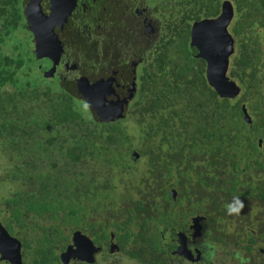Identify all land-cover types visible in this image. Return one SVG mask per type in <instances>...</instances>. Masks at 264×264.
<instances>
[{
    "label": "trees",
    "instance_id": "trees-1",
    "mask_svg": "<svg viewBox=\"0 0 264 264\" xmlns=\"http://www.w3.org/2000/svg\"><path fill=\"white\" fill-rule=\"evenodd\" d=\"M224 1L234 11L228 30L234 39L228 77L240 87L234 99L220 98L209 86L206 63L190 47L192 25L218 17ZM21 3L0 0V159L7 164L0 186L8 187L0 198V221L12 234L26 243L30 230L55 239L65 227H78L83 218L103 209L112 217L117 212L127 215V223L114 226L125 237L151 239L150 246L157 249L166 229L179 226L182 201L193 199L181 191L188 192L194 178L202 196L188 209L199 211L211 224L215 217L232 215L235 207L227 197L264 207V182L256 178L257 172L264 173V0H168L163 26L169 36L163 43L159 40L151 64L142 66L128 114L108 123L96 121L74 84L65 88L44 75L56 83L50 86L32 78L30 62L44 67L32 49L28 53L20 44H6L28 24ZM8 45L11 55L3 52ZM30 55L33 61H27ZM127 120L136 128L131 137ZM138 148L151 158L152 168L143 176H159L158 195L149 192L152 205L134 184ZM186 153L197 159L181 170ZM176 155L181 159H171ZM194 164L200 168L195 173ZM124 178L134 181L130 185L135 195L117 192L122 183L131 190ZM172 191L178 194L176 200ZM136 195L146 202L138 200L133 206L130 200ZM192 213L185 210L182 217ZM132 221L135 231L127 229Z\"/></svg>",
    "mask_w": 264,
    "mask_h": 264
},
{
    "label": "flooded vegetation",
    "instance_id": "flooded-vegetation-1",
    "mask_svg": "<svg viewBox=\"0 0 264 264\" xmlns=\"http://www.w3.org/2000/svg\"><path fill=\"white\" fill-rule=\"evenodd\" d=\"M74 2L71 9L74 16L70 14L71 20L75 19L80 26L78 20L85 17L90 19V25L95 23L94 29L91 31L92 27H88L90 31H83V35H80L79 31L72 34L59 27L57 29L61 31L58 32V36L74 42L82 41L83 52L88 45L90 47L92 45L93 51L102 60L100 72L94 68L99 74L81 73L80 64H71L70 45L66 46V49H62L60 45L59 56L41 64L42 67H48L43 74L56 80L59 85L64 81L74 84L81 98L83 93H79L77 88L79 80L85 79L89 85L101 80L110 81L114 93L107 97V102H119L129 93L133 94L128 104L124 105V117L137 93L139 72L142 66H149L146 63L147 54L153 50V56L157 47L161 45L160 41L163 43L169 36L163 26L167 19L165 10L168 0H74ZM80 2H83L82 7L78 8ZM21 5L27 21L29 10L27 12L25 0H22ZM36 13L51 19L52 11L46 15L41 7H36ZM52 30L54 32L53 28ZM32 39L35 40L34 36ZM35 45L37 41L32 45L34 51ZM116 48L119 49L118 52H115ZM136 49L139 50L138 55L135 54ZM36 59L42 60L37 54ZM103 59L106 62V69ZM81 69L86 71L83 67ZM73 72L79 74L70 78ZM177 196L176 193L175 197H172L176 200ZM185 204L183 200L179 226L171 230L166 229L163 238L156 242L159 245L157 249L150 246L151 239L146 242L133 234L125 237L126 233L114 226L116 222L127 223V215H124V221L119 219V212L113 214V217L111 215L105 218L103 209L93 213L95 217L88 215L83 218L78 227H65L64 233L58 234L55 239H46L42 234L37 236L36 230L34 233L30 230L27 233L32 236V240L28 237L29 246L22 241V236L12 234L0 221V228L20 244L17 253L16 242L5 240L0 229V264H264V217H256L249 223L251 225H248V220L254 215L248 212L246 221L243 217L240 219L231 215L229 216L231 219L223 220V225L211 224V219L209 223L208 218L199 211L193 208L189 210L187 204L183 208ZM243 209L246 210L247 207L244 206ZM185 210L193 212V215L182 217ZM232 219H236L235 225L231 223ZM228 220L230 222L227 223ZM136 224L132 221L127 224L129 227L127 229L137 230ZM243 238H246V242Z\"/></svg>",
    "mask_w": 264,
    "mask_h": 264
},
{
    "label": "water",
    "instance_id": "water-1",
    "mask_svg": "<svg viewBox=\"0 0 264 264\" xmlns=\"http://www.w3.org/2000/svg\"><path fill=\"white\" fill-rule=\"evenodd\" d=\"M74 0H58L53 6L51 19L45 18L41 13H36V9L31 7V11L27 16V23L30 27L37 45H35L36 54L41 59L51 61L52 58L59 56L60 47L55 35L53 34L52 26L56 23L61 25V21L70 14L74 6ZM38 10V9H37ZM58 14V18H57ZM234 11L229 1H224L221 7V13L214 19H204L195 22L191 27L190 47L196 50L195 57L202 59L206 63V79L209 86L214 89L220 98L234 99L240 94L238 84L228 77V69L230 57L234 53V39L229 33V26L233 20ZM59 19V20H60ZM54 20V21H52ZM56 21V22H55ZM50 58V59H49ZM135 80V79H134ZM135 83L133 91L135 92ZM79 93L87 101L101 122L108 123L115 119L123 118L124 105L128 104L129 99L133 94L129 93L119 102H107V97L113 95L114 91L110 81L101 80L94 85H89L87 80L81 79L77 82ZM244 120L251 123L250 116L247 113L245 106H242ZM261 141H259V145ZM136 158L138 155H135ZM175 197L176 192H171ZM2 234L8 241L16 242L17 253L19 252V242L10 237L5 230L0 228ZM1 239V238H0Z\"/></svg>",
    "mask_w": 264,
    "mask_h": 264
},
{
    "label": "rangeland",
    "instance_id": "rangeland-1",
    "mask_svg": "<svg viewBox=\"0 0 264 264\" xmlns=\"http://www.w3.org/2000/svg\"><path fill=\"white\" fill-rule=\"evenodd\" d=\"M61 1H63V3H64V0H61ZM57 2H58V0H25L26 5L28 6L27 7V12H28V10L31 11V9H30L31 7L35 8V9H36V7H39V8L41 7V10L46 15H48L52 11L53 6ZM51 3H52V7H51ZM78 3L79 2H77V4ZM82 3L83 2H80V4L78 5V8H81L82 7ZM70 14L72 16H74V14H73L72 11H70ZM70 14L68 16H66L65 21L64 20H61L60 18H59L60 20L57 19L58 22L61 21L62 23H61V25L58 24L56 26L54 24V27H53L54 32H53V34L55 35L57 41L59 42V47H60V45H62V49H64V48L66 49V46L70 45L69 49L70 48L71 49L69 51V58H70L71 64H75V63L80 64V72L82 71L81 73H86L87 75H91L93 73V75H97L100 72L99 67H100V63L102 62V60H101V57L98 56L95 51H93L92 45H91V47L88 45L86 47V49L84 50V52H83V50H82L83 49V42L82 41H77V42L75 41L77 43L76 44L73 40L63 39L61 36H58V32L61 31V30H58L57 29L59 27H61L62 30H66L67 33L75 34L76 31H79L80 35H83L84 32H89L90 30L88 29V27H92L91 31H93L94 26H95V23H94V25L93 24L90 25V23H91L90 19H87L85 17H81L80 20H78L80 22V26H79V23L76 22L75 19L71 20ZM68 18H70V19H68ZM25 25H22L18 29V31H16L14 33V35H12L9 38H7L6 44H8L9 42L10 43L14 42L15 44H20L21 50H23L24 52H28L29 53L30 50L33 48L32 45H33V42L35 43V40L32 39L31 32H27L24 29V28L29 29L30 28L29 25L28 24H25ZM96 26H97V24H96ZM76 27H79V29L78 30L77 29L75 30ZM123 33H124V31H123ZM11 50H12V47H10V45H8V47L7 46L6 47H3V52L4 53L6 52L9 55L12 54ZM263 50H264V46H263ZM118 51H119V49L116 48L115 49V52H118ZM33 52L36 55V51H34V49H32L31 53H33ZM152 52H153V50H151V52L147 54L148 56H147V62L146 63L148 65H150V63L152 62V58H153ZM136 53H137V55L139 54V50L138 49H136L135 54ZM31 55H33V54H31ZM31 55L29 56V58H28L27 61H29V59L32 60V56ZM104 59H103V64H104V69H106V66H105V63L106 62L104 61ZM42 60H40V62H38V63H41L43 65V63L45 64L46 62H44ZM29 66H31L32 70L34 71V74H33L32 78H34V79H36L38 81H40L39 79H42V81L48 83V85L55 86L56 83H49V82H47V80L44 77L45 74H42L41 75V73H44V72H46V70H48L47 69L48 67L41 68L38 64H36V62H30V65ZM81 67H83L86 71H83L81 69ZM94 68L97 69V70H99V72L96 71ZM75 74H76V72H73L70 78H73V76ZM78 74L79 73H77L76 75H78ZM41 76L43 78H40ZM60 84H61L60 86L65 87V88H69L71 86V83L70 82L68 83V82H65V81L64 82H60ZM9 91H12V90L9 89ZM87 106H89L88 103H87ZM261 109L264 111V105L261 106ZM89 111L91 112V115L95 117L96 121L99 122L100 120L98 119L97 114L91 108H89ZM83 112H86L87 113L86 108L83 109ZM128 112H129V109H128ZM249 113H250V111H249ZM125 126L127 127L128 132L131 133L130 134V137H131V135H133L134 131L136 130L135 126L129 120H127V122H125ZM138 149H139L140 152L139 151H136L134 153V156L135 155H138L137 161L134 163L135 164V168L134 169L137 172L136 175H135V176H137V177H135L136 183H134V181H133L132 178H130V180L133 181V182H128V180L126 178H124L123 181L126 182V185L127 186H130L131 187V190L128 191L126 189L127 187H125V185H123V183H122V185L119 184V186H118L119 190H117V192L124 193L125 195H128V194L129 195H135V194H133V192H135V190H136L134 188L135 186L132 188V186L130 185L131 183H134V184H136V188H139L140 187V189L145 193V195H147V200H146L147 203L149 205H152L153 203H155L153 201L152 196L158 195V193H159V192L156 191L157 190V187H158V183H156V180H158V177L159 176H158L157 173L154 174V175L151 173L152 174V176H151L152 179L149 176H143L144 172H147V170H149V167L152 168V166H151L152 164L150 163L151 158H147L144 155V151L141 148H138ZM139 155H143V157H140ZM168 156L167 157L170 158V155H168ZM171 159H175L177 161V160H180L181 159V156L180 155L172 156ZM195 159H197V158H195L193 156H190L188 153H186V162H185L186 164L185 163L181 164V166H182L181 167L182 168L181 170H183L184 167H187V164L188 163H190V162L193 163L194 162L193 160H195ZM198 164H194V165H196L195 168H193L194 169V173H195V171L198 172L199 169H200ZM6 166H7V164L4 161V159L3 158L0 159V179H1V177H3L1 175V172L3 171V169ZM161 170L163 171V167L161 168ZM164 172H166V170ZM173 173H176V170H174ZM257 173L259 175V176L256 175V178H258V181L260 183L264 182V176H263L264 173H262L261 175L259 174V172H257ZM242 177L246 178V174H243ZM177 179H179L178 176H177ZM194 180H195V178H194ZM194 180H192L191 183H194V184L190 187V190H188V192L181 191V193L183 195L185 194V196H188V197L193 198L192 201H191V199L190 200L185 199V203L188 206L191 205V204H193L194 203L193 202L194 200H197L200 196H202V194H201L202 192H201L200 189H198V185L195 183ZM258 181L255 180V183H258ZM191 183H186V185H189ZM227 185H230V183H228ZM253 186L256 187V185H253ZM146 187H148V189H146ZM7 191H8V187H6V186H0V198L3 197L4 195H6L8 193ZM149 192H152L154 195L151 194V193H149ZM217 194H219V193H217ZM218 196H220V195H218ZM142 197L143 196H140L139 197L138 195L132 196V199L133 200H130L131 203H132V205L135 206V204H136V202L138 200L142 201L143 200ZM227 199L235 207V209L232 211V215L235 216V218H240L241 219L243 217V219H245V221H246V219H247V213L248 212L249 213L251 212L252 214H254V215H252V218H250L248 220V225H251L249 223H252L253 219H256V217H260V218L261 217L262 218L264 217V210H262V209H264V207L261 206L260 204H258L256 201H251V203H248V201L239 198V196H233L231 198H228L227 197ZM146 201L144 199V201H142V202L145 203ZM249 205H251V208L248 207ZM244 206L247 207L246 210L242 208ZM236 207H238V208H236ZM250 209H252V210L250 211ZM111 214H112L111 212H104L103 213V217L109 218L111 216ZM90 217H95V216L90 215ZM219 217H216L213 220V223L214 224H218V225H223L224 222L222 220V217H220V218ZM217 218H219V219H217ZM119 219L122 220V221L125 220L124 216H122V215H119ZM230 219H231V217H230ZM228 222H230V220H228L227 223ZM231 223L235 225L236 224V219H232L231 220ZM41 233H42V231L36 230L37 236L40 235ZM27 236L32 240V236L30 234H28ZM245 239L246 238H243V241L244 242H246Z\"/></svg>",
    "mask_w": 264,
    "mask_h": 264
},
{
    "label": "clouds",
    "instance_id": "clouds-1",
    "mask_svg": "<svg viewBox=\"0 0 264 264\" xmlns=\"http://www.w3.org/2000/svg\"><path fill=\"white\" fill-rule=\"evenodd\" d=\"M229 211H231V209H229Z\"/></svg>",
    "mask_w": 264,
    "mask_h": 264
}]
</instances>
